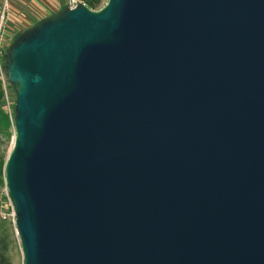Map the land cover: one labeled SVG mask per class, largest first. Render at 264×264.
<instances>
[{"label":"water","instance_id":"1","mask_svg":"<svg viewBox=\"0 0 264 264\" xmlns=\"http://www.w3.org/2000/svg\"><path fill=\"white\" fill-rule=\"evenodd\" d=\"M7 78L24 264H264V0L68 8Z\"/></svg>","mask_w":264,"mask_h":264},{"label":"rangeland","instance_id":"2","mask_svg":"<svg viewBox=\"0 0 264 264\" xmlns=\"http://www.w3.org/2000/svg\"><path fill=\"white\" fill-rule=\"evenodd\" d=\"M80 1L86 5L83 0ZM106 1L100 0L97 9L93 11L102 9L106 5ZM66 9H68V0H0V16L4 11L6 16V37L9 41V47L5 53L6 65L9 62L10 50L19 40L31 35L33 30L37 29L44 22L60 17ZM23 23L26 24V27H23ZM10 90L14 105V117L17 94L13 85L10 87ZM10 119L12 120L13 118ZM14 138V126L10 130V136L0 134V160H7L13 146ZM0 179L2 181L0 183L1 187L5 182V174L0 176ZM0 239L8 243L9 251L7 256L11 264H24L23 252L16 232L11 227L5 226L4 234Z\"/></svg>","mask_w":264,"mask_h":264},{"label":"built area","instance_id":"3","mask_svg":"<svg viewBox=\"0 0 264 264\" xmlns=\"http://www.w3.org/2000/svg\"><path fill=\"white\" fill-rule=\"evenodd\" d=\"M108 2V0L106 1ZM107 4V3H106ZM80 5H85L80 0H68V8L73 9ZM9 41L6 37V16L5 12L0 16V85L4 93L3 104L5 110L13 118V99L10 87L12 86L7 78V65L5 62L6 49L9 47ZM0 223H6L17 235V212L13 203L8 185L4 182L0 187ZM18 237V236H17Z\"/></svg>","mask_w":264,"mask_h":264},{"label":"trees","instance_id":"4","mask_svg":"<svg viewBox=\"0 0 264 264\" xmlns=\"http://www.w3.org/2000/svg\"><path fill=\"white\" fill-rule=\"evenodd\" d=\"M86 3V6L92 10L97 9L98 5L100 4V0H83ZM67 9L65 10V12ZM3 100V90L2 86L0 85V134H5L10 136V130L14 126V120L16 117V113H14L13 121L10 119L9 114L5 110ZM6 161L1 159L0 160V176L4 175V167ZM0 183H2L0 179ZM8 226L6 223H0V238L4 234V227ZM12 229V228H11ZM9 251L8 243L5 240L0 239V264H11L7 253Z\"/></svg>","mask_w":264,"mask_h":264},{"label":"crops","instance_id":"5","mask_svg":"<svg viewBox=\"0 0 264 264\" xmlns=\"http://www.w3.org/2000/svg\"><path fill=\"white\" fill-rule=\"evenodd\" d=\"M22 22V21H21ZM24 22V21H23ZM26 22V21H25ZM23 27H26V24L25 23H23Z\"/></svg>","mask_w":264,"mask_h":264}]
</instances>
